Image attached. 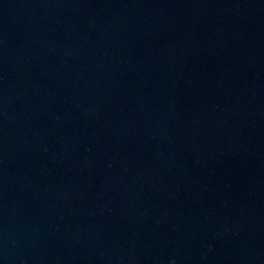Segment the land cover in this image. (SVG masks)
I'll return each mask as SVG.
<instances>
[{"label": "water", "instance_id": "95a60500", "mask_svg": "<svg viewBox=\"0 0 264 264\" xmlns=\"http://www.w3.org/2000/svg\"><path fill=\"white\" fill-rule=\"evenodd\" d=\"M0 264H264V0H0Z\"/></svg>", "mask_w": 264, "mask_h": 264}]
</instances>
